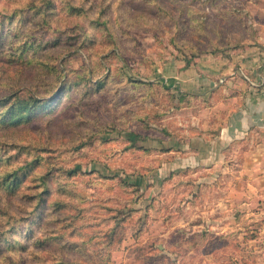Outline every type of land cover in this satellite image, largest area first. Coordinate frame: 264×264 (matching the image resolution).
Instances as JSON below:
<instances>
[{
    "label": "rangeland",
    "instance_id": "1",
    "mask_svg": "<svg viewBox=\"0 0 264 264\" xmlns=\"http://www.w3.org/2000/svg\"><path fill=\"white\" fill-rule=\"evenodd\" d=\"M247 16L234 0H0V264L238 262L248 220L228 199L224 230L208 225L262 137L198 165L230 98L169 78L249 42Z\"/></svg>",
    "mask_w": 264,
    "mask_h": 264
},
{
    "label": "crops",
    "instance_id": "2",
    "mask_svg": "<svg viewBox=\"0 0 264 264\" xmlns=\"http://www.w3.org/2000/svg\"><path fill=\"white\" fill-rule=\"evenodd\" d=\"M234 2L237 5L243 3L246 9L247 23L252 26H248V31H252L247 35L250 41L230 51L200 55L195 64L184 68L178 75L170 74L169 84L189 95H201L219 87L224 98H230L223 103L225 117L216 137L198 142L203 148L198 151L204 152L197 160L198 165L222 167L225 161L219 155L225 154L229 146L248 135L262 137L256 144H246L241 157L232 158V166L241 171L228 178L230 187L220 192L221 203H216L214 208L218 218L214 217L208 227L218 232L224 230L227 223L219 217L223 210L225 214L240 213L248 220L244 225L246 229L256 231V236L246 241V252L241 251L240 256V252H235L238 262L232 258V263L264 264V0ZM235 151L239 153L238 148L231 150ZM228 199L231 200L230 207L224 206ZM229 225L232 228L231 222ZM210 257L212 254L204 253L205 261ZM217 260L215 255L214 262Z\"/></svg>",
    "mask_w": 264,
    "mask_h": 264
},
{
    "label": "trees",
    "instance_id": "3",
    "mask_svg": "<svg viewBox=\"0 0 264 264\" xmlns=\"http://www.w3.org/2000/svg\"><path fill=\"white\" fill-rule=\"evenodd\" d=\"M26 102H23L22 104H25Z\"/></svg>",
    "mask_w": 264,
    "mask_h": 264
}]
</instances>
